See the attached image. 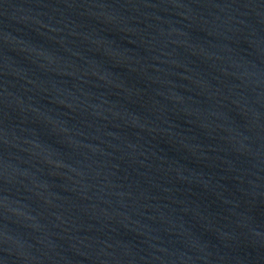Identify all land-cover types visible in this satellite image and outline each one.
I'll return each mask as SVG.
<instances>
[{
  "label": "water",
  "instance_id": "95a60500",
  "mask_svg": "<svg viewBox=\"0 0 264 264\" xmlns=\"http://www.w3.org/2000/svg\"><path fill=\"white\" fill-rule=\"evenodd\" d=\"M0 264H264V0H0Z\"/></svg>",
  "mask_w": 264,
  "mask_h": 264
}]
</instances>
